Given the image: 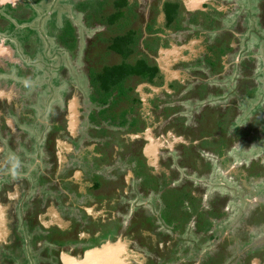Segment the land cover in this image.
I'll use <instances>...</instances> for the list:
<instances>
[{"label": "flooded vegetation", "instance_id": "af4514ba", "mask_svg": "<svg viewBox=\"0 0 264 264\" xmlns=\"http://www.w3.org/2000/svg\"><path fill=\"white\" fill-rule=\"evenodd\" d=\"M49 1L51 5L65 3L68 7L61 5L63 11L55 15L44 8L50 5H44L43 0H0V130L7 139L8 133L15 134L16 139L23 135L9 113H14L15 118L23 113L28 117L33 114L25 111L17 84L42 88L52 85L60 68L54 61L65 52L85 60L95 79H99L105 67L127 64L137 69L141 60L158 71L152 79L141 75L128 77L123 85L129 99L121 97L124 102L118 108L112 105L113 101L105 104L92 100L95 98L89 95V88L86 99L80 98L81 104L67 99L65 111L60 113L58 110L63 107L55 105L57 97L50 94L44 100L41 93L45 91H40L41 103L37 106L44 126L40 130L47 135L45 148L56 171L57 181L53 182L63 186L65 207L60 210L54 201L45 199L44 183L31 182L30 175L20 173L21 167L12 172L4 164L5 147L0 142V244L14 249L21 238L18 232H25L26 247L17 248L16 258L26 264H67V258L81 261L88 252L120 242L126 247L122 258L127 264H264V100L253 110L250 102L258 101L259 81L264 80V12L260 20L253 18L252 24L235 15L243 0H126L123 6L119 3L124 0H107L104 9L89 17L78 10L85 0ZM258 5L263 9L264 0ZM172 9L176 13L170 23L168 10ZM120 14V24L109 26L107 19ZM53 16L59 20L57 25L51 21ZM75 19L83 27L77 26ZM102 19H106L107 29ZM67 24L75 31L74 48L64 42ZM124 36H131L132 41L126 45L133 48L128 59L106 52L107 39ZM180 36L187 37L188 42L179 43ZM91 52L92 56H87ZM167 52L171 53L169 57ZM67 65L71 64H64ZM14 66L28 72V81L22 80L21 71ZM35 69L38 72L31 71ZM63 69L73 71L75 67ZM37 73L43 78L38 79ZM71 86L77 88L73 83ZM96 89L102 90L98 81ZM204 89L212 104L221 102L212 98L215 89L225 93L234 90L224 99L227 104L222 116L225 118L224 110L229 107L232 115L224 119L229 122L223 133L217 132L216 126L208 132L204 112L198 119L193 118L207 103V97L197 99L193 94ZM163 93L170 95L171 100L161 97ZM184 96L188 97L185 101ZM192 97L197 102L191 101ZM108 106L110 112L114 107L112 113L126 111V116L131 114L132 118H110L114 114L108 117ZM241 116L252 124L248 135L234 130L241 125ZM52 127L55 129L50 133ZM161 127L165 130L155 136L154 131ZM108 128L113 130L114 139L105 146L98 144L96 138L105 135ZM196 130L198 137L194 138ZM61 131L73 143L62 138ZM213 135L221 142L214 141ZM180 138L190 142L184 143ZM16 139H12L13 148L18 147ZM236 156H242L239 171L230 169ZM73 158L78 159L75 168L70 165ZM34 160L27 165L31 167L30 174L39 171L43 163ZM144 162L149 166V176H161V182H154V186L157 182L160 187L157 195L161 198L180 199L188 194L179 205L185 214V218L179 215L182 224L177 222L169 229L160 218L164 217L165 208L159 215L150 199L141 195L132 198L139 194L136 184L140 183ZM202 164H213L216 176L236 178L250 192L249 197L223 198L211 195L212 191L208 193L213 182ZM110 169L112 173L107 176ZM39 177L43 179L36 174ZM224 186L233 188L229 180ZM115 198H126L131 204L125 207L127 202H116ZM209 198L223 202L210 203ZM45 204L46 208H42ZM153 218L157 220L155 225ZM164 227L170 230L167 234H163ZM189 228L194 231L193 241L188 237ZM37 231L38 239L33 244Z\"/></svg>", "mask_w": 264, "mask_h": 264}, {"label": "rangeland", "instance_id": "374dc122", "mask_svg": "<svg viewBox=\"0 0 264 264\" xmlns=\"http://www.w3.org/2000/svg\"><path fill=\"white\" fill-rule=\"evenodd\" d=\"M43 1H45L44 5L46 3H49V5H50L49 8H46V6H44V8L49 10L50 12H54L55 15L57 14V12L61 13L63 11V7H65V6L68 7L67 4H65V3H62V4L58 3L57 5H54V4L51 5L50 4L51 1H49V0H43ZM57 1H61V0H57ZM220 1H222V0H220ZM234 1L237 2V1H242V0H234ZM243 1H244V4L239 5V8L237 9L238 13H235V15H237L238 17H241V19H243L244 22H246V23H252L253 24V22H254L253 18L254 19L259 18V20H260V17L263 14L262 12H264V8L262 9V7L258 5V3L262 0H243ZM71 2H74V0H71ZM7 10H11V8L8 7ZM51 21L57 25V22L59 20H58V18L53 16ZM51 21H50V25L53 26V23ZM102 21H103V26L106 28V26H107V25L105 26L106 19H102ZM75 23L77 26L79 25L80 27H83L80 24V21H77V19H75ZM81 30H84V29H81ZM25 31H27V30H25ZM139 31H141V29ZM14 33H16V32H14ZM25 36L27 37L28 35L26 34ZM19 37H22V39L24 38L22 35H20ZM187 39H188L187 37L185 38V37L180 36L178 42L185 44L188 42ZM21 42L23 43V40H21ZM13 45L16 48L17 44L15 43ZM199 45H200V43H199ZM17 56H20V55L18 54ZM87 56L91 57L92 52L87 54ZM81 59L82 58H80V56H77V57L76 56H70L67 54V52H65V55L64 54L60 55L58 57V60L54 61L55 64H57V66H59L60 68L57 69V70H59L58 77H57V75L54 77L55 80L53 81L54 83L52 85L48 84L42 88L36 84L34 86L29 87V86H25V83H22V84L18 83L17 86L22 91V101H23L25 111L33 112V114H30L31 116L28 117L25 115V113H23L22 117L15 118L14 113H9L10 118H12L15 126L17 127V130L22 132V134H23L21 137H19L17 139L15 137V134L12 135L9 133H8V139H7L6 134L4 132H2V130H0V142H2L3 146L5 147V152L3 155V160L5 162L4 164L8 165L9 169L12 170V172L16 167H18L17 168L18 170H20L19 167H21L20 173H22L23 176H25L24 174L30 175V181L32 182V180H33L36 185L44 183V189H45V190H43V194L45 195L44 198L45 199L46 198L51 199L52 201H54L60 210L64 209V207H65L64 202H66V201H64V196L62 194L63 186H58V183L53 182V181H57L56 180V173H55L56 171L52 167L54 165H52V162L50 161V159H48L49 157H52V156L49 152L47 153L46 148H45V144L47 141V135L43 131L40 130L41 127L44 128L43 124L41 123V120L39 119L40 112H39L38 106H37L39 103H41L40 91H42V90L45 91V92L41 93L44 100H48L50 94H51V96H56L57 99L55 100V103H56L55 105L56 106L60 105L59 106L60 108H62L66 104L65 102L67 99H71V100L76 99V100H78L79 104H81V100H85L86 97L88 96L89 88L92 90V93H90L89 95L93 94L92 97L95 99H92V100H94V101L95 100H97V101L102 100V102H103L106 98H107V100L110 98L109 102L113 101L114 103L112 105L114 107L117 106V108H118V105L120 103L124 102L120 96H117V97L108 96L107 97L106 94L101 93V90H97L96 89L97 80L94 78V76H92L94 71L91 72L90 70H87L89 64L86 63L85 60H83V59L81 60ZM65 63L71 64L70 66H72V68L75 67V69H73V71H71V69L70 70L63 69L64 67H70L69 65L64 66ZM45 64H47V63H45ZM179 67L182 69L181 65H179ZM13 68H15L16 71H18V70L21 71L20 74H21L22 80L28 81L29 76H28V72L26 70H23L17 66H14ZM31 71H37L38 72L37 69L31 70ZM47 72H50V71L47 70ZM37 75H38V79L43 78V77H41V75L39 73H37ZM32 77L37 78L36 76H32ZM7 79H9L8 75H7ZM9 81L10 80H6L7 83H9ZM72 83L75 84L77 87L75 90L71 86ZM259 84H260L259 89H257L258 101L257 102H255L254 100L250 101L253 104L252 110L254 109L256 104H258L259 102L264 100V80L259 81ZM57 85H59L58 88H56ZM230 85L234 86L233 82L231 80H230ZM123 87H124V91L126 93L125 94L126 99H129V94H128V91L126 89L127 87L125 85H123ZM197 88H199V87H197ZM52 89L54 91L51 92ZM212 92H213V95H212L213 100L216 103L221 101L219 104H214V103L212 104V102H210V100H209V96H206L207 93L204 95L200 90H199V92L196 91L195 94H193V97H195L197 99L200 97L201 98L207 97V103L201 105L203 107L202 108L203 110H201V111L197 110L196 115L193 118L198 119V117L201 114H203L201 112H204L205 114L203 115V118H204V120L207 121L208 132H211L216 126V121H217V118L219 115L218 110L221 111L222 109L225 108L224 107L225 103L227 104V102H224L226 94H232L234 92V90L225 93L224 91L221 92V91L215 89ZM117 93L119 95V93H121V92L117 91ZM127 94H128V96H127ZM177 95H179L178 92L173 96V98L176 99ZM121 96H122V94H121ZM162 96H167L171 100L170 95H166V93H163L161 95V97ZM193 97H192L191 101L197 102V99H195ZM80 98H81V100H80ZM122 98H123V96H122ZM187 99H188L187 96L183 97L184 101ZM110 107L111 106H108L109 110L106 111V114H108V117L114 110V107H113L112 111L110 112ZM65 108L66 107H63L62 110H58V111L60 113H62L65 111ZM229 108H226L224 110V113H226L225 118L226 117L229 118L232 115V113H229ZM153 110L155 111L156 107L153 108ZM215 111H217V112H215ZM156 113H160V111H157ZM189 113L191 114V112H189ZM55 114H56V112H55ZM112 114H114V115L110 116V118H117L118 120H125V119L129 120L132 118L131 114L126 116V111H115ZM246 114H248V112ZM239 118H238L239 123H241V125H238V123L235 124V126L238 125L237 127L234 128L235 132L241 134V131L243 130L245 132V134L248 135L249 133H246V132H250L252 130V124L249 122L248 118H245L243 116H241ZM245 119H248V121L244 122ZM262 119L264 120V109H263ZM54 123H57V121L55 120ZM47 124H49V122ZM258 125H260V123ZM32 127L34 129L31 130ZM57 128L59 129L60 127L57 126ZM54 129L55 128H53V127L50 128V133H51V131L54 132ZM162 130H165V129L163 127H161L159 129V131L158 130L154 131V135L157 136V134L159 132L161 133ZM112 131L113 130L111 128H108L107 130H105V135H103L101 138H96L98 141V144L102 143L103 146H105V145H107V143H110L114 139V134ZM187 131H189V133L192 132V130L190 128L187 129ZM192 136L194 138L198 137L197 136V130L193 132ZM61 137L64 139L66 138L69 141L71 140L62 131H61ZM12 139L17 140V142H18L17 148H13ZM180 139L184 143L190 142L189 141L190 139H188V138H180ZM166 140L169 141V138H166ZM70 142H72V141H70ZM88 142H89V139L86 140L87 144H88ZM175 143H178V142H175ZM197 143L198 142H196V144L194 146H196ZM194 146H191V148L192 147L195 148ZM133 152L136 153V149L133 150ZM235 152L236 151L232 152V154H235ZM259 152H260V149L258 150V153ZM37 157H38V159H37ZM34 158L36 159L34 161H42L44 164L42 163V165H40L39 171H37L34 174H30L31 167L27 166V165L32 164L33 161H31V159L33 160ZM240 158H242V156H236V160L230 168L231 170L239 171V168L237 166L240 163ZM75 159H76V161L78 160L77 158H75ZM75 159L70 164V165H72V168L77 167L76 163H74ZM21 165H24L25 167H23ZM48 165H51V166L48 167ZM167 165H169V164L167 163ZM207 165H209L210 167L209 166L207 167ZM212 165L213 164H206V165L202 164V166H204V173L207 174L212 179V182H213V184L209 185L207 188L208 193L212 191L211 195H214V196L218 195L219 197H223V198H245V197H249L250 192H248L247 190L242 188L237 183L236 178L232 177L231 175H229L230 177H228V178H223L222 176H216L214 173ZM142 168H143L142 173H140V175H139V177H141L140 183L136 184L137 185L136 187L139 189V191L137 188H136V190L139 194H136V193L133 194L132 198H135V197L140 198L139 196L141 195L145 198V200L150 199L151 206L154 208L155 212L159 211V215H160V210H162V208H165L166 211L164 213V217L161 216L160 218H162L165 221V223H167L169 229L171 227H174L176 225L175 223H177V222L179 224H182L183 220H181L179 215H182V218H185V214L183 213L182 209H179V205L173 206L166 199L161 198L160 194L157 195L160 187H159L157 182H156L157 186H154V182L158 181V179L161 182L162 181L161 176H160V178L159 177L153 178V177L149 176V174H148L149 166H147V164L145 162L143 163ZM190 170H192V169L190 168ZM12 172L9 173V175H8L10 179L12 177ZM38 173L42 175L43 179L41 177L36 178V174H38ZM111 173H112V169L106 171L107 176H109ZM145 177H149V179H147ZM103 178H104V176H103ZM10 179H7V180L12 182V180H10ZM144 179H146V180H144ZM228 180L232 183L233 188L224 186L225 182L227 185ZM21 182L25 183L23 181H19V184ZM56 186L60 188L59 191L54 189V187H56ZM23 189H25V187ZM216 190H218V191H216ZM39 191H42V190H39ZM52 196H53V198H52ZM35 199H37V198H35ZM121 199H123L121 202H123V201L127 202L126 198H115V201L118 202ZM226 200L227 199H224V201H226ZM208 202H210V203L218 202L219 203L218 205H221L223 202V199L222 200H214L213 198H209ZM130 204H131L130 202H127L125 207L130 206ZM166 205H169V207L166 208ZM42 206H43L42 208H46V204L42 205ZM120 206H121V203H120ZM118 210H119V208H118ZM74 212H76V210H74ZM188 212L189 211L186 210V214ZM156 217L157 216H155V214H154V218H156ZM188 218H189V216H188ZM156 221L154 219V220H152V223L155 225V224H157ZM169 229L164 227L163 228V234H167V231H170ZM39 232L40 231L36 232V236L33 239L34 240L33 244H35V241L38 239L37 234ZM18 233H19V237H21V238H19L18 244H14V246L16 245L14 249H13V246L8 248L7 246L0 244V264H26L25 262L20 261L16 258V256H18L17 248L26 247V245L23 242V239H24L23 236L25 235V232L20 230ZM188 235H189L188 236L189 239H191V241H193L192 237L194 235V231L191 228L188 229ZM194 238L198 239L197 236H195ZM36 263H39V261H37Z\"/></svg>", "mask_w": 264, "mask_h": 264}, {"label": "trees", "instance_id": "16d2710c", "mask_svg": "<svg viewBox=\"0 0 264 264\" xmlns=\"http://www.w3.org/2000/svg\"><path fill=\"white\" fill-rule=\"evenodd\" d=\"M106 3H107V0H104V1L103 0H85V1H83L82 4L80 3L81 5L79 4L78 10L88 13L89 17H92V16L94 17V16H96L95 14H98V10H102V8L104 9V6L106 5ZM119 4H120V6L126 5V0H124L123 2L121 1ZM96 7H97V9H96ZM168 11L170 12L169 15H170V23H171L175 20L176 9H172L171 11L170 10H168ZM98 16H100V15H98ZM120 18H121V14L118 16H116V15L112 16V17L107 19L108 20L107 23L109 26H112L115 23L120 24V21H119ZM65 37L67 40H64V42L70 48H74L75 47V31L70 24H67ZM65 37H64V39H65ZM130 37L131 36H124V37L107 39L106 43L108 44V47H107L106 52L109 54H112V55L115 54V55H118L119 57H123L124 60L128 59L129 55L133 54L132 53L133 48L126 46V45H131V43H132ZM140 65H141V67L138 66V68L140 67L139 69L130 67L127 64L120 65V66L114 65V66L105 67L103 74L99 77V79L98 78L96 79L99 82V84L101 85V89H102L101 93L106 94L107 97L108 96L113 97L114 94L118 91V92H121V93H119L118 96L124 97L126 93L124 91L123 84H124V82L127 81L128 77H130L132 75H141V76L149 77V79H152L155 76L156 72L158 71L157 68L153 69L149 64H147L145 62V60H141ZM202 93L205 95L207 93V90L204 89V92H202ZM121 94H122V96H121ZM109 99L107 100V98H106L103 102L105 104H107L106 102H109ZM202 99H204V98H202ZM215 112H217V111H215ZM218 112H219V115H218V118L216 121V127H217L216 131L223 133L224 131H227V127L225 125H226V122L227 123L229 122V120H224L225 118H223V116H222V110L221 111L218 110ZM215 136H217V135H215ZM215 136L213 135L214 141H220ZM205 144H208V142H205ZM187 195H185L186 198L188 197ZM185 197H182L180 199H178V198H167L166 200L170 204H172L173 206L182 205L184 203Z\"/></svg>", "mask_w": 264, "mask_h": 264}, {"label": "water", "instance_id": "95a60500", "mask_svg": "<svg viewBox=\"0 0 264 264\" xmlns=\"http://www.w3.org/2000/svg\"><path fill=\"white\" fill-rule=\"evenodd\" d=\"M6 1V0H5ZM2 0L3 3H5ZM196 3V2H194ZM171 53L167 52V55ZM125 245L121 242L118 245L109 244L103 249L88 252L81 261H76L72 258H67V264H127L122 258L125 253Z\"/></svg>", "mask_w": 264, "mask_h": 264}, {"label": "crops", "instance_id": "0c3cea01", "mask_svg": "<svg viewBox=\"0 0 264 264\" xmlns=\"http://www.w3.org/2000/svg\"><path fill=\"white\" fill-rule=\"evenodd\" d=\"M189 7H190V6H189ZM190 8H191V7H190ZM165 54H166L165 52L162 54L163 57H164ZM169 56H170V55H168V56L166 55V57H169ZM163 60L165 61V60H167V59H163Z\"/></svg>", "mask_w": 264, "mask_h": 264}]
</instances>
